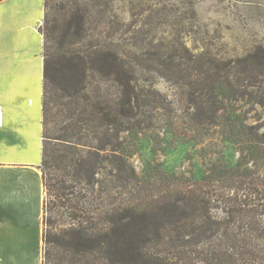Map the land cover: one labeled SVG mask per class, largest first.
Listing matches in <instances>:
<instances>
[{"label": "trees", "instance_id": "trees-1", "mask_svg": "<svg viewBox=\"0 0 264 264\" xmlns=\"http://www.w3.org/2000/svg\"><path fill=\"white\" fill-rule=\"evenodd\" d=\"M69 2L45 0L39 27L44 58L41 264H264V132L239 121L238 134L244 149L253 152L257 170L243 163L224 169L213 161L205 171L185 175L153 162L146 184L157 196L131 201L129 187L142 186L123 154V140L116 136L149 125L140 116L155 99L142 95L135 67L163 65L166 49L161 45L154 52L140 51L125 66L115 52L103 56L106 65L102 57L90 59L79 46L87 36L86 11ZM176 56L171 52L170 66L154 68L175 77L180 64ZM91 71L112 75L121 87L117 95L90 98L84 83ZM241 72L248 80L264 76V61L246 58ZM228 85L224 78L210 81L199 120L215 123L218 109H224L225 121H232V115L240 118L230 111ZM54 87L61 97L79 96L80 105L74 118L49 134L46 114ZM260 93L264 96V90ZM258 102L264 104L263 98ZM99 133L104 137L98 139ZM89 134L98 144L87 139ZM105 163L118 172V189L112 187L117 197L107 178L99 177L107 170Z\"/></svg>", "mask_w": 264, "mask_h": 264}, {"label": "rangeland", "instance_id": "rangeland-1", "mask_svg": "<svg viewBox=\"0 0 264 264\" xmlns=\"http://www.w3.org/2000/svg\"><path fill=\"white\" fill-rule=\"evenodd\" d=\"M73 2L86 11L87 36L79 46L87 49L88 58L115 52L125 66L140 51L154 52L161 45L166 49L163 65L135 67L142 95L155 99L144 106L140 116L149 125L141 124L145 128L129 134L121 130L116 136L123 140V154L142 186L129 187L131 201L150 193L149 199L155 198L154 188L146 184L149 163L160 162L163 168L185 175L201 173L213 161L224 169L237 163L259 168L251 158L253 152L244 149L237 129L240 121L253 131L264 132V104L258 102L259 96L264 101L260 93L264 76L248 80L240 73L246 58L264 61V0H70L71 7H75ZM171 52L180 64L177 75L168 78L154 67L170 66L167 56ZM103 62L106 65L105 59ZM103 73L88 72L84 84L90 98L109 99L121 89L112 75ZM215 78L228 81L233 97L230 111L240 118L231 114L232 121H225L224 109H218L215 123L199 120V109L205 110L207 86ZM60 94L54 87L46 114L49 134L74 118L80 105L79 96ZM101 133L98 139L104 137ZM105 164L107 170L99 177L107 178L111 191L117 190L116 167Z\"/></svg>", "mask_w": 264, "mask_h": 264}, {"label": "crops", "instance_id": "crops-1", "mask_svg": "<svg viewBox=\"0 0 264 264\" xmlns=\"http://www.w3.org/2000/svg\"><path fill=\"white\" fill-rule=\"evenodd\" d=\"M45 0H0V264H41Z\"/></svg>", "mask_w": 264, "mask_h": 264}]
</instances>
